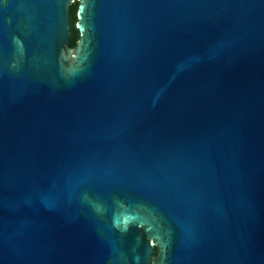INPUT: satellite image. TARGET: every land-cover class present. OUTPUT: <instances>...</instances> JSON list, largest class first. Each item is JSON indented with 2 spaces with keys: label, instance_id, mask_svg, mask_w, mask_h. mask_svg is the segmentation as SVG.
Masks as SVG:
<instances>
[{
  "label": "water",
  "instance_id": "water-1",
  "mask_svg": "<svg viewBox=\"0 0 264 264\" xmlns=\"http://www.w3.org/2000/svg\"><path fill=\"white\" fill-rule=\"evenodd\" d=\"M0 264H264V0H0Z\"/></svg>",
  "mask_w": 264,
  "mask_h": 264
},
{
  "label": "trees",
  "instance_id": "trees-1",
  "mask_svg": "<svg viewBox=\"0 0 264 264\" xmlns=\"http://www.w3.org/2000/svg\"><path fill=\"white\" fill-rule=\"evenodd\" d=\"M76 10H77V2L72 3L71 7H70V17H71V38H70V46H74L76 43V40L79 37V31L76 27Z\"/></svg>",
  "mask_w": 264,
  "mask_h": 264
},
{
  "label": "flooded vegetation",
  "instance_id": "flooded-vegetation-1",
  "mask_svg": "<svg viewBox=\"0 0 264 264\" xmlns=\"http://www.w3.org/2000/svg\"><path fill=\"white\" fill-rule=\"evenodd\" d=\"M77 8H78V2H77ZM76 16H77V10H76ZM76 22V21H75Z\"/></svg>",
  "mask_w": 264,
  "mask_h": 264
}]
</instances>
